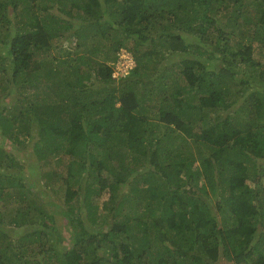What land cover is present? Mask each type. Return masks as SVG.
Wrapping results in <instances>:
<instances>
[{"label":"trees","instance_id":"obj_1","mask_svg":"<svg viewBox=\"0 0 264 264\" xmlns=\"http://www.w3.org/2000/svg\"><path fill=\"white\" fill-rule=\"evenodd\" d=\"M0 137V264H264V0H0Z\"/></svg>","mask_w":264,"mask_h":264},{"label":"rangeland","instance_id":"obj_2","mask_svg":"<svg viewBox=\"0 0 264 264\" xmlns=\"http://www.w3.org/2000/svg\"><path fill=\"white\" fill-rule=\"evenodd\" d=\"M41 3V2H40ZM54 11V10H53ZM52 12V11H51ZM65 44H67V42H65ZM72 46V45H71ZM75 44H73V49L70 53V56H78V53H76V48L74 47ZM78 50L80 52H89V48H86L84 46H81L80 48H78ZM105 50V48H104ZM54 52L56 53V49L54 50ZM54 54V53H51ZM258 54V53H257ZM96 56H98L99 58H102L104 56V53H98ZM259 56V55H258ZM110 63H112L113 66V76H115L117 79L126 76L127 74H129V70L132 68L131 66L135 65V60L133 58L132 52L131 50L127 47V46H122L116 53V57L114 60H110ZM176 76H178V74L173 75L171 78L172 80H174L176 78ZM171 80V81H172ZM239 87V84L235 85L234 88L232 89L233 91V96H236L237 92V88ZM245 86L243 85L241 88H244ZM34 139H30L28 142V146H23L20 145L21 148L16 147L17 144L13 143L12 141L8 140L7 138H1L0 137V142L3 144V146H5V148H7L8 150H10L16 157V159L19 161V163L24 164V167H21L26 173H32V168L34 167L33 162H35L37 160V158L35 157L34 153H32L33 148L29 147L32 146V141ZM64 157L69 158L70 154H65ZM65 165V164H64ZM57 168H64L63 166L59 167L57 166ZM146 169V167H144L142 170L144 171ZM53 190L57 191L56 195L54 193V196L59 197V198H64L63 197V192L65 191V185H60L57 182H53L52 184ZM41 186V185H40ZM54 191V192H55ZM52 192V191H51ZM105 198H106V194H104ZM78 199L82 202L81 198L78 197ZM80 210L79 206L76 204L75 205V211ZM137 213L139 212H143V207L137 208ZM62 221H64V223H66L68 221V219H64L62 217ZM108 224H102L100 226V228L107 230L108 229ZM66 238L61 242V244L65 243L63 245V247L67 248L68 246H70V241L68 240L70 237V232L67 231L66 228H64V233H63ZM66 240V241H65ZM68 240V241H67ZM226 262H228L227 260L221 259L218 262L214 263V264H226Z\"/></svg>","mask_w":264,"mask_h":264},{"label":"clouds","instance_id":"obj_3","mask_svg":"<svg viewBox=\"0 0 264 264\" xmlns=\"http://www.w3.org/2000/svg\"><path fill=\"white\" fill-rule=\"evenodd\" d=\"M133 58H134V57H133ZM134 60H135V59H134ZM135 65H136V62H135ZM135 65H134V66H135ZM134 66H131V67L133 68ZM132 68H131V69H132ZM131 69H130V70H131ZM130 70H129V72H130Z\"/></svg>","mask_w":264,"mask_h":264}]
</instances>
